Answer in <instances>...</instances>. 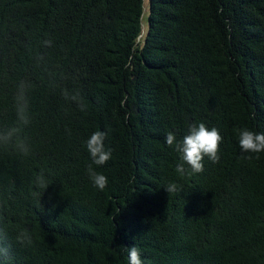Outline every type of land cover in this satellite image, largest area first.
I'll return each instance as SVG.
<instances>
[{
  "label": "trees",
  "instance_id": "16d2710c",
  "mask_svg": "<svg viewBox=\"0 0 264 264\" xmlns=\"http://www.w3.org/2000/svg\"><path fill=\"white\" fill-rule=\"evenodd\" d=\"M143 1L0 0V130L21 83L30 120L28 155L0 146V264H128L132 246L144 264H264V152L238 137L264 133V0ZM199 123L223 136L219 162L181 175L165 137Z\"/></svg>",
  "mask_w": 264,
  "mask_h": 264
},
{
  "label": "clouds",
  "instance_id": "9594fccd",
  "mask_svg": "<svg viewBox=\"0 0 264 264\" xmlns=\"http://www.w3.org/2000/svg\"><path fill=\"white\" fill-rule=\"evenodd\" d=\"M75 100V96L66 97ZM15 107L17 114V123L7 129L0 130V146L13 144L16 140L20 141L18 147L24 155L30 152V146L26 141L20 138V132L24 126L30 123L28 117V99L27 86L21 83L15 97ZM107 133L104 131H95L85 141V146L90 154L92 163L96 166H102L112 159V150L105 148V138ZM239 146L243 152L261 153L264 152V133H258L247 128L238 131ZM168 146L174 147L180 154L181 163L177 164L176 171L181 175H194L204 171V159L208 158L212 163H218L220 156V144L223 142V136L215 127L209 129L204 123L193 124L189 127V132L182 140H177L173 132H168L165 137ZM258 158V157H257ZM187 166V167H186ZM87 172L93 186L99 190H105L108 179L105 175L96 172L92 165H89ZM36 189H46L48 184L43 176L39 175L35 179ZM168 193L177 191L175 184H169L165 187ZM39 195L38 192L33 193ZM16 242L25 245L32 243V238L26 229L21 230L16 236ZM0 259L10 260L8 249L0 245ZM128 264H144L141 258L140 249L132 246L128 249Z\"/></svg>",
  "mask_w": 264,
  "mask_h": 264
},
{
  "label": "rangeland",
  "instance_id": "374dc122",
  "mask_svg": "<svg viewBox=\"0 0 264 264\" xmlns=\"http://www.w3.org/2000/svg\"><path fill=\"white\" fill-rule=\"evenodd\" d=\"M143 5H144V10H147V0H144L143 1ZM145 13H146V11H145ZM144 25V24H143ZM144 27H145V25H144ZM143 27V28H144Z\"/></svg>",
  "mask_w": 264,
  "mask_h": 264
}]
</instances>
